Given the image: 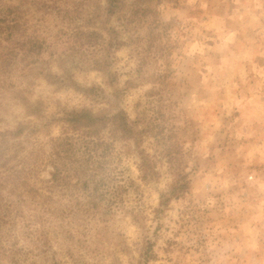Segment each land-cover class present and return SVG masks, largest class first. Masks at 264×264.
Wrapping results in <instances>:
<instances>
[{"label":"rangeland","instance_id":"1","mask_svg":"<svg viewBox=\"0 0 264 264\" xmlns=\"http://www.w3.org/2000/svg\"><path fill=\"white\" fill-rule=\"evenodd\" d=\"M58 2L74 22L29 16L51 47L0 71V134L23 128L7 157L48 158L81 110L124 111L138 136L101 130L111 215H81L71 190L44 191V212L0 187V264H264V0H123L110 16L106 0Z\"/></svg>","mask_w":264,"mask_h":264},{"label":"trees","instance_id":"2","mask_svg":"<svg viewBox=\"0 0 264 264\" xmlns=\"http://www.w3.org/2000/svg\"><path fill=\"white\" fill-rule=\"evenodd\" d=\"M106 3L107 7L104 10L110 16L121 7L123 0H106ZM79 7L80 5L77 3L73 10L79 13L81 11ZM97 11L94 12L92 21L101 17ZM70 12L71 10L60 5L58 0H0V71L15 66L20 54L24 61L27 57L31 58L34 53H40L51 47L47 38L38 34L41 32L38 28L39 25H35L34 29L33 26H29L30 17L37 18L36 22H40L43 19L39 18H44L45 14L56 13L59 18L61 17L62 23L69 24L74 22V19L70 17ZM36 14L41 15L35 16ZM78 28L75 27L68 35L66 32L60 31L55 36L56 40H62L64 36H67L68 39L78 38L83 35V32ZM31 29L32 33H30ZM109 32L116 31L110 29ZM88 35V38H100V33L96 31L88 32ZM100 68L107 69V66H100ZM67 118L68 124L73 130L80 131L82 129V132L52 139L51 153L48 158L43 148H33L27 157H20L16 151L14 155L7 157L10 146L9 138L20 135L23 128H18L15 132L0 134L2 137L0 140V163L3 161L0 168L6 167L3 172L0 171V187L2 190L9 187V195L17 196L22 205L26 204L27 198L34 201L39 199L45 204L44 212L49 210L47 205L52 202V198L45 195L44 191L53 194L56 189L71 190L72 193L76 192L85 198L84 202L78 201L76 204L77 211L81 215L91 216L94 214V217L98 214L100 216L111 215L112 203H107V206H102V204L110 192L116 194L120 187L115 189L110 186L109 170L106 165L112 148L103 137L101 130L111 125L113 131L120 133L123 137L124 135L137 137L138 133L124 111L115 115L106 113L96 115L90 110H81L68 113ZM14 158H16L17 164L9 166V162ZM148 161V158L143 156L140 168L146 176L149 171L156 174L154 168H147ZM44 163H49L54 170L48 182L35 188L30 184V181L35 178ZM184 192H186L185 186L176 185L171 195ZM19 210L20 207L17 204L16 211L19 212ZM11 212L12 210H10ZM1 215L0 221L4 220Z\"/></svg>","mask_w":264,"mask_h":264}]
</instances>
